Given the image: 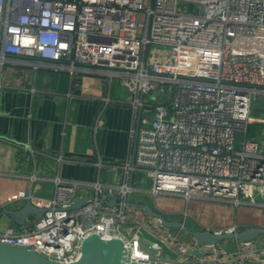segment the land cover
<instances>
[{
    "label": "built area",
    "instance_id": "built-area-1",
    "mask_svg": "<svg viewBox=\"0 0 264 264\" xmlns=\"http://www.w3.org/2000/svg\"><path fill=\"white\" fill-rule=\"evenodd\" d=\"M152 47L169 52L152 54ZM16 59L121 78L134 122L123 183L105 185L98 174L80 208H72L79 181L57 180L52 197L12 193L7 203L30 200L46 211L0 230V243L72 263L84 239L99 233L121 237L129 262L264 264V246L253 241L236 239L234 249L186 241L128 206L139 190L132 173L141 170L154 178L147 190L154 196L264 207V141L247 134L264 95V0H0V68ZM143 237L159 252L143 249Z\"/></svg>",
    "mask_w": 264,
    "mask_h": 264
},
{
    "label": "crops",
    "instance_id": "crops-1",
    "mask_svg": "<svg viewBox=\"0 0 264 264\" xmlns=\"http://www.w3.org/2000/svg\"><path fill=\"white\" fill-rule=\"evenodd\" d=\"M106 97L109 103H105ZM131 100V92L118 77L108 82L97 73L34 68L17 59L6 62L0 68V210L24 204L25 200L12 204L6 201L8 195L20 190L52 197L57 180L82 182L78 195L83 198L92 193L90 184L97 180L98 174L105 185L123 183L126 173L121 165L130 156V130L134 122ZM252 112L255 120L247 134L264 141V118H258L264 113V103L260 107L254 104ZM97 161L102 162L100 169L95 165ZM161 196L190 203L180 195ZM154 202L158 207L149 205L162 211L169 220L186 224L189 212L181 218L183 208L164 205L157 199ZM203 202L228 203V208L216 213L211 206L199 208L195 213L198 221L195 229L264 228V207H237L228 201L211 199ZM134 209V216L141 221H154L144 209ZM210 220L220 225H212ZM8 226L20 225L6 215L1 216L0 230ZM164 229L183 233L180 227L176 231ZM180 236L186 241L193 239ZM228 239L225 246L236 248L237 240ZM253 242L264 246V234Z\"/></svg>",
    "mask_w": 264,
    "mask_h": 264
},
{
    "label": "water",
    "instance_id": "water-1",
    "mask_svg": "<svg viewBox=\"0 0 264 264\" xmlns=\"http://www.w3.org/2000/svg\"><path fill=\"white\" fill-rule=\"evenodd\" d=\"M133 179V173H132ZM89 198L80 197L72 205V208H80ZM117 201L113 198L109 201V205H117ZM128 206L144 209L147 216L158 219L162 226L168 229L180 227L183 234L195 239L198 244H216L223 242L228 238H235L241 241H255L259 236L264 234V228H245L244 230H214L211 228H189L183 221L169 220L166 215L145 202L128 201ZM45 207L35 206L30 200H26L19 207L4 206L0 210L1 216L10 217L16 224L25 226L32 218H41ZM151 241L147 237H143L140 246L151 253H158L159 250L150 244ZM0 264H158L150 262L128 261V249L121 237L110 239L103 238L99 233H93L87 236L82 243V253L78 260L72 263H63L51 259L39 251L17 245H9L0 243Z\"/></svg>",
    "mask_w": 264,
    "mask_h": 264
},
{
    "label": "rangeland",
    "instance_id": "rangeland-1",
    "mask_svg": "<svg viewBox=\"0 0 264 264\" xmlns=\"http://www.w3.org/2000/svg\"><path fill=\"white\" fill-rule=\"evenodd\" d=\"M169 52V50H167L166 48H163V47H152L151 48V53L152 54H158V55H161V54H167ZM258 99L255 101V107H260L261 104L264 103V97H262V95H258L257 96ZM252 115H253V112H252ZM255 117V116H254ZM259 119L261 118H264V113H262L260 115V117H258ZM260 141V140H259ZM136 176H135V180H134V185L139 188V190H136L135 193L132 195V202H138V200L140 202H147L148 204H151L152 206H156L157 204L154 202L155 199H157V201L159 203H162L164 205H168V206H171V207H174V206H177V207H180V208H183V212H182V216L181 218H185V214L184 213H187L189 212L190 215L186 218V226H188L190 229L195 227V223L197 224L198 221L196 220V212L199 208L201 209H207L208 206H211L210 208L213 210L214 213L216 212H219V211H223V210H226V208H228V203L226 204H222V203H217V202H211V203H205L203 202L204 199H197V198H193L191 199L189 202V204L186 205V201L184 200L183 202H179L177 200H173V199H170L168 197H162L161 195L157 196L155 198L154 195H152L151 193L147 192V190H150L152 187H153V183H154V178L152 176H150L148 173L144 172V171H141V170H136ZM158 207V205H157ZM162 207V206H161ZM232 206H230L231 208ZM135 207H130V211L131 215H134L135 214V210L134 209ZM163 209H165L164 207H162ZM207 216V215H206ZM144 217V216H143ZM142 218V217H141ZM143 219V218H142ZM198 219L202 222L203 220L201 218L198 217ZM144 220V219H143ZM212 221L211 224L212 225H220L219 222H215L213 220H210ZM178 229V227H173L172 229L170 230H173V231H176ZM146 235L150 236L148 233H146ZM182 235H186V234H183ZM262 236V235H261ZM261 236H259V238H261ZM151 237V236H150ZM186 237H189L186 235ZM229 239L221 242L222 244L226 245L225 243L228 241ZM258 240H261V239H258ZM256 245H258V243H256ZM258 246H261V245H258Z\"/></svg>",
    "mask_w": 264,
    "mask_h": 264
}]
</instances>
